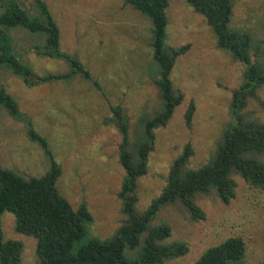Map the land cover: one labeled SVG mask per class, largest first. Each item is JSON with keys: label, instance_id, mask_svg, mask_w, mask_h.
Masks as SVG:
<instances>
[{"label": "rangeland", "instance_id": "374dc122", "mask_svg": "<svg viewBox=\"0 0 264 264\" xmlns=\"http://www.w3.org/2000/svg\"><path fill=\"white\" fill-rule=\"evenodd\" d=\"M7 0H0V13ZM32 10L35 0H20ZM60 32V48L74 55L91 71L101 89L77 76L54 84L28 87L9 70L0 69V84L11 94L34 129L50 145L63 173L57 185L73 209L86 203L93 222L87 238L105 240L122 225L119 199L125 171L119 163L121 134L106 124L112 106H122L130 119V135L136 137L144 112L161 109L154 78L159 66L151 47L152 23L148 17L123 0H43ZM168 44L191 45L176 61L171 74L175 90L184 100L169 123L155 131L156 147L150 155L148 174L138 181L139 211H145L167 185L174 161L191 144L194 155L189 168H199L215 154L218 142L234 121L233 93L244 80L246 65L217 45L206 19L185 0H169ZM231 26L250 33L262 50L264 60V0H236ZM16 50L38 74L66 73L65 60L40 56L35 49L46 38L22 28L10 32ZM257 57L253 54V59ZM264 101V86L258 89ZM191 102L196 111L192 127L185 115ZM243 113L264 123L259 101L249 99ZM25 122L13 119L0 108V166L25 177H41L49 170L43 149L28 136ZM236 197L223 204L213 192L198 195L197 204L206 219L195 221L181 205L163 208L152 223L167 224L172 236L167 242H185L189 253L165 264H195L202 254L229 238H242L246 244L245 264L264 262V190L253 187L240 176ZM6 240L24 245L22 264H38L36 240L15 230V217H2ZM140 248L126 249L130 260L139 258Z\"/></svg>", "mask_w": 264, "mask_h": 264}, {"label": "trees", "instance_id": "16d2710c", "mask_svg": "<svg viewBox=\"0 0 264 264\" xmlns=\"http://www.w3.org/2000/svg\"><path fill=\"white\" fill-rule=\"evenodd\" d=\"M123 1L152 23L153 59L160 68L154 83L161 101L159 111L141 115L135 138L130 135V119L122 106H112V116L105 122L116 127L122 137L119 163L125 176L119 199L125 219L111 237L105 240L87 238L88 226L93 222L87 204L81 203L75 210L61 195L57 183L63 170L48 140L34 129L15 98L0 84V108L13 119L26 123L30 140L43 149L50 165L41 177H25L0 166V264H22L24 251L22 242L4 237L2 217L6 212L14 215L17 233L36 240L38 264H165L186 256L189 246L185 242H167L172 236L169 225H152L163 208L179 203L193 220L201 221L206 219V214L197 204L198 195L214 192L223 204L229 205L236 197L234 176L264 190V123L243 113L251 98L259 101L264 110V101L257 93L264 86L262 50L250 33L231 26L236 0H185L206 19L218 47L246 65L244 80L233 93L234 121L225 130L211 159L199 168H189L194 150L187 144L171 166L161 195L145 211L137 209L138 181L148 174L150 155L156 147L155 131L167 126L184 100L183 93L175 90L171 74L177 59L187 54L191 45L173 47L168 44L169 0ZM17 28L44 35L46 41L34 48L36 53L65 60L70 66L69 72L36 73L16 50L10 32ZM60 39V28L46 2L35 0L31 10L24 8L20 0H7L0 13V69L9 70L28 87L64 82L79 76L101 89L78 57L61 50ZM195 111V103L191 102L185 115L189 128ZM137 248H140L138 259L130 260L125 256L126 249ZM245 256L244 240L234 237L209 248L195 264H245Z\"/></svg>", "mask_w": 264, "mask_h": 264}]
</instances>
